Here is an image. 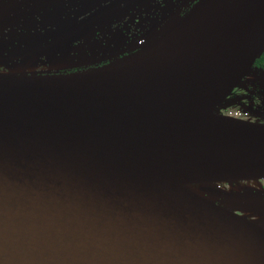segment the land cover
<instances>
[{
    "label": "water",
    "instance_id": "obj_1",
    "mask_svg": "<svg viewBox=\"0 0 264 264\" xmlns=\"http://www.w3.org/2000/svg\"><path fill=\"white\" fill-rule=\"evenodd\" d=\"M177 1L122 56L115 19L153 0H0V264H264V121L223 113L257 77L264 0L152 59L241 0Z\"/></svg>",
    "mask_w": 264,
    "mask_h": 264
},
{
    "label": "flooded vegetation",
    "instance_id": "obj_2",
    "mask_svg": "<svg viewBox=\"0 0 264 264\" xmlns=\"http://www.w3.org/2000/svg\"><path fill=\"white\" fill-rule=\"evenodd\" d=\"M198 0H181L180 4L183 3V7L181 9L182 14L188 12ZM170 2V0H153V2L146 3L141 6L139 9L140 13L144 16L152 17L156 15L157 17L161 16L162 9ZM133 13V12H132ZM137 13L128 14L127 18L132 17ZM155 17V16H154ZM125 18L119 16L115 19V24H113V28L116 30L122 28ZM10 31V28H4L3 32L0 35V39L7 38L6 34ZM128 36L135 35L136 37L142 36L141 30L132 26L127 32ZM98 35L101 34L99 30L97 32ZM42 61L47 62V57H42ZM109 63V61H103L100 65H104ZM40 66L38 69H42ZM50 68V67H49ZM255 69L257 72V77L254 81V84H251L248 81H245L240 87H238L234 93L232 98L231 107L244 110L248 113V120L255 121H264V53L263 55L256 61ZM264 182V181H263Z\"/></svg>",
    "mask_w": 264,
    "mask_h": 264
},
{
    "label": "bare ground",
    "instance_id": "obj_3",
    "mask_svg": "<svg viewBox=\"0 0 264 264\" xmlns=\"http://www.w3.org/2000/svg\"><path fill=\"white\" fill-rule=\"evenodd\" d=\"M247 2L248 0H241L229 13L222 15L220 18L199 16L193 21L184 24L183 29H180L181 31L174 32L172 35L158 42L149 56L152 59L164 57L176 50H181L193 44L204 42L208 37L229 22L233 16L235 17Z\"/></svg>",
    "mask_w": 264,
    "mask_h": 264
},
{
    "label": "rangeland",
    "instance_id": "obj_4",
    "mask_svg": "<svg viewBox=\"0 0 264 264\" xmlns=\"http://www.w3.org/2000/svg\"><path fill=\"white\" fill-rule=\"evenodd\" d=\"M177 2V0H170V2L163 8V10L167 12L169 10L175 9ZM182 7L183 3L180 4L179 9H182ZM136 13V15L134 14L132 17L129 16V18H127V15H122V13L121 17L125 18L123 26L122 28L117 30L115 35L112 36V38H115L114 47L117 49L118 52H120L122 56L129 52H134L139 49V46L137 45V37L135 35L128 36V34L126 33L129 29L132 28V26H135L136 28L141 30V35L145 36L149 40V42L156 39L162 34L161 30L155 27L157 22L153 19L150 20L155 15L149 18L148 16H144L143 14H141L139 9ZM1 55L2 54H0V56ZM41 66L43 67V71L51 67L50 65ZM0 68L3 69L2 66H0Z\"/></svg>",
    "mask_w": 264,
    "mask_h": 264
},
{
    "label": "built area",
    "instance_id": "obj_5",
    "mask_svg": "<svg viewBox=\"0 0 264 264\" xmlns=\"http://www.w3.org/2000/svg\"><path fill=\"white\" fill-rule=\"evenodd\" d=\"M223 113L228 115V116L235 117V118L246 119L248 117V113L246 111L241 110V109H237V108L224 109Z\"/></svg>",
    "mask_w": 264,
    "mask_h": 264
}]
</instances>
